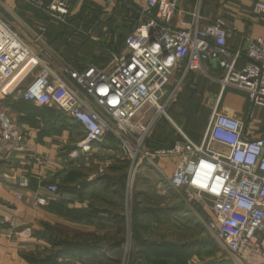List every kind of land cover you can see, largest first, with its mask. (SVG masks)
<instances>
[{
  "label": "built area",
  "instance_id": "built-area-1",
  "mask_svg": "<svg viewBox=\"0 0 264 264\" xmlns=\"http://www.w3.org/2000/svg\"><path fill=\"white\" fill-rule=\"evenodd\" d=\"M24 1L44 9L52 21L67 23L76 0H51L46 5L44 0ZM178 4L179 0H144L136 5L139 21L126 37L124 51L105 66L79 68L50 52L46 23L36 30L29 26L27 37L7 16L12 15L7 1L0 0V154L18 149L25 140L3 99L14 94L55 108L85 133L69 157L89 152L109 134L119 140L118 155L130 160L134 170L147 159L163 171L156 160L167 157L174 166L169 185L207 213L205 227L226 256L237 264H264V133H249L254 108H264V36L231 48L224 17L207 19L197 11L189 25L177 26L173 19ZM254 13L264 19V0L255 1ZM240 59H246L242 66ZM208 60L221 66L217 81L222 88L247 93L252 108L246 126L239 117L214 108L201 142L177 126L182 138L173 146L150 149L148 141L159 122H173L171 109L185 75L206 74ZM183 64V74L174 78ZM46 189L57 194L59 185L51 183ZM38 202L46 204L48 199L39 197ZM8 222L11 229L17 225L16 219ZM64 262L68 259L55 264Z\"/></svg>",
  "mask_w": 264,
  "mask_h": 264
},
{
  "label": "crops",
  "instance_id": "crops-1",
  "mask_svg": "<svg viewBox=\"0 0 264 264\" xmlns=\"http://www.w3.org/2000/svg\"><path fill=\"white\" fill-rule=\"evenodd\" d=\"M143 1L125 3L127 11L131 14L138 13L136 23L139 21L136 5ZM255 1L179 0L173 23L177 26H187L193 21V14L197 11L207 19L224 17L230 29L228 45L231 48H241L246 45L248 38L264 36V19L254 13ZM50 50L63 61L69 62L64 60L56 49ZM245 62L246 59H240L238 66L244 65ZM70 63L73 64L71 61ZM205 66L206 74L191 71L185 75L178 100L171 109L173 122L167 119L159 122L153 135L156 147L152 148L150 145V149L173 146L182 138L177 126L193 141L201 142L214 108L239 117L246 126V116L252 108L247 93L230 87L222 88L217 81L222 75V68L217 60H208ZM82 67L84 66L79 68ZM183 72L184 64L177 70L174 78L181 77ZM3 104L7 107L11 120L23 131L25 140L18 149L0 154V264H30L29 258H42L47 255L52 248L47 239L48 227L57 229L69 237L88 235V239L93 236L94 239H100L101 249L75 255L72 259L59 257L68 259L65 264H102L104 260L125 259L123 246L125 241H128L126 238L129 234V222L125 225V215L110 213L113 210L112 205L108 207L103 203L94 202V199L98 201L99 197L104 199L106 196H118L124 199L125 203V158L118 155L119 140L109 134L103 142L93 145L90 153L71 158L70 152L78 148V143L85 138V133L78 123L55 108L37 106L14 94L3 99ZM263 115L264 108L256 106L253 124L249 128L250 136L256 137L264 133ZM170 124L174 127L170 128ZM1 133L0 125V137ZM96 150L105 155L101 161L95 158L101 156L99 153H93ZM80 159L85 160V163ZM157 163L165 170L166 175L172 174L174 166L167 157L160 158ZM51 183H57L60 192L52 194L47 191L46 186ZM39 197L47 198L48 202L39 203ZM61 202L74 209L78 215L84 211L82 219L65 215L61 210L64 209ZM122 209L125 211V204ZM196 209L201 211L198 205ZM91 211L96 213L90 214ZM10 219L17 221L13 229L9 227ZM196 219L203 224L206 218L199 213ZM66 226L77 230L70 234L65 233L63 230ZM130 226L135 232L142 233L144 238L142 241H135L139 245L132 254V258L138 259L139 264H145L146 259L156 264V259L162 256L160 249L146 251L144 240H148V237L144 235L157 239L153 240L157 244L173 243L186 247L189 255L187 253L182 264H198V255L201 259L199 264H209V261L214 264H237L226 256L222 248L221 252L220 249L210 252L209 246H206L207 240L198 241L200 243L196 246H200L201 251L197 252L194 250V241L181 243L182 241L175 237H167V233L163 235L156 219L150 223L135 221ZM84 227L86 230H78ZM179 239L184 240L183 235ZM140 246H145V249L141 250ZM203 250L205 253H202Z\"/></svg>",
  "mask_w": 264,
  "mask_h": 264
},
{
  "label": "rangeland",
  "instance_id": "rangeland-1",
  "mask_svg": "<svg viewBox=\"0 0 264 264\" xmlns=\"http://www.w3.org/2000/svg\"><path fill=\"white\" fill-rule=\"evenodd\" d=\"M5 1H7L9 9H12V15L8 14L7 16L15 21V24L27 37L30 35L29 32L31 30H36L37 25L46 23L47 33L45 40L49 50L50 48L56 49L59 51L60 56L62 55L65 58L64 60L69 61V63L71 61L75 66L79 67L88 64L107 65L111 63L114 56L124 50L125 39L130 33V29L134 28L135 19L138 17L136 11L137 14H131L126 10L125 3L127 1L125 0L115 2H108L107 0H76L72 15L67 23L57 20L52 21L44 9L24 0ZM44 2L46 5L51 0H44ZM13 16L15 19L12 18ZM173 127V124H170V128ZM90 151L87 153H90ZM93 153L101 154V156L95 157L97 161H101L105 157L98 150ZM80 160L85 163V160ZM86 161L89 162L88 160ZM126 162H128V166H125V203L124 199L118 196H106L104 199L99 197L98 201L94 199L95 203H103L108 207L112 205L113 210L110 213L125 215V225L129 222V234L126 238L128 241L126 240L123 246L126 252L125 259L120 261L104 260L105 262L102 264H133L136 262L132 258V254H134L137 245H139L135 243V235L141 237L137 240L142 241L144 238L142 233H137L135 229L130 228V224L132 225L135 221H149L150 223L156 219L161 226L160 231L163 235L167 233V237L171 239L175 237L182 241L181 243L194 241V246L199 244L200 242L198 241L201 239H209L211 244L209 249H220L221 252L220 245L211 236L205 227L204 221L202 224L201 221L196 219V215L199 216V213H201L203 218H207V213L204 210L199 212L193 203L185 200L184 194L172 189L167 179L169 175H166L165 170L160 171L156 165L150 163L147 159L141 160L136 170L131 168L130 160L125 159V165H127ZM131 178H133L132 181ZM123 204H125V211L122 209ZM76 230L71 226H66L63 231L70 234ZM78 230L84 231L86 228ZM119 231L120 237H122L121 228ZM181 235H183L184 240L179 239ZM144 236L148 237L147 241H157V239L148 235ZM186 237L187 240H185ZM82 238H90V236L86 235L82 236ZM145 246H140L141 250H144ZM194 248L197 252L201 251L200 246ZM202 253H205V251L203 250ZM198 257L199 261L196 262L199 264L201 263L200 255ZM151 262L148 259L144 261L145 264H152ZM164 262L165 260L160 261L159 264H166Z\"/></svg>",
  "mask_w": 264,
  "mask_h": 264
},
{
  "label": "trees",
  "instance_id": "trees-1",
  "mask_svg": "<svg viewBox=\"0 0 264 264\" xmlns=\"http://www.w3.org/2000/svg\"><path fill=\"white\" fill-rule=\"evenodd\" d=\"M132 30L133 29L131 28L130 32ZM163 119H165V118H163ZM153 135H154V133H153ZM153 135L148 141V146L151 145L152 148L156 147L154 145L155 140H153ZM164 139H165V137H164ZM158 148H161V147H158ZM155 149H157V148H155ZM126 164L127 165H124V166L127 167L128 162H126ZM123 177H125V175ZM59 192H60V187H59ZM61 204H62V207L64 208L61 210L65 212V215L70 216L71 218L82 219L81 217H83V216H81V215L84 213L83 210H80L83 212H80L79 214H81V215H78L77 212L74 211V209H70L69 207L66 206V204L63 205L62 202H61ZM92 213L94 214L96 212L91 211L90 214H92ZM47 231H48L47 232V235H48L47 239L50 241V243L52 245L50 252L47 253V255H45L42 258H32V257L29 258L30 264H55L59 261V257H65V258L72 259L71 257H74L75 255L78 256V254H81L84 252H89L91 250H95L97 248L98 249L100 248L99 237H96L95 239H93L94 236L91 239L82 238V237H69L67 235H63L57 229H54L51 227H48ZM45 235H46V233H45ZM139 237L140 236L135 235L136 240ZM144 242L146 245V251L150 250V252H152V250H159V249L162 251V256L160 258H157L158 260L156 259L157 264H159L160 261H164V260H165L164 263H166V264H176V263L182 264L183 259H185V256H187V253L189 252L186 247H184L182 245H178V244H173V243L157 244V242L147 241V240H144ZM206 246H209V248L211 247L209 239L207 240ZM209 251L214 252V251H216V249H209ZM188 255H189V253H188ZM67 256H69V257H67ZM147 257H149V256H147ZM135 261L136 262H134L133 264H139L138 259H135ZM209 264H214V262L209 261Z\"/></svg>",
  "mask_w": 264,
  "mask_h": 264
}]
</instances>
